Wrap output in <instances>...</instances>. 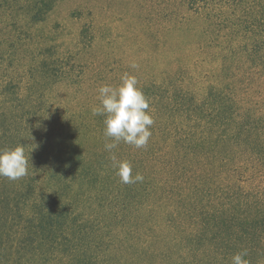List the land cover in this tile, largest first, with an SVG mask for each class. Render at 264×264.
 <instances>
[{"label": "trees", "instance_id": "obj_1", "mask_svg": "<svg viewBox=\"0 0 264 264\" xmlns=\"http://www.w3.org/2000/svg\"><path fill=\"white\" fill-rule=\"evenodd\" d=\"M59 1L0 0V149L23 143L29 159L0 178V264H231L243 250L264 264V0H178V45L211 55L178 49L171 72L138 81L152 136L114 150L134 184L104 150V117L50 103L64 57L33 29Z\"/></svg>", "mask_w": 264, "mask_h": 264}, {"label": "rangeland", "instance_id": "obj_2", "mask_svg": "<svg viewBox=\"0 0 264 264\" xmlns=\"http://www.w3.org/2000/svg\"><path fill=\"white\" fill-rule=\"evenodd\" d=\"M177 10L178 0L59 1L45 22L33 29L35 43L64 57L67 78L44 84L51 86L50 103L61 105L63 114L74 117L76 123L86 122L99 105L97 89L103 84L119 85L124 73L138 81L161 78L174 69L178 49L183 59L195 55L209 59L211 49L200 51L195 45L187 54L178 45ZM191 23L192 31L185 38L197 44L201 39L195 30L198 24ZM158 216L159 210L151 221Z\"/></svg>", "mask_w": 264, "mask_h": 264}, {"label": "clouds", "instance_id": "obj_3", "mask_svg": "<svg viewBox=\"0 0 264 264\" xmlns=\"http://www.w3.org/2000/svg\"><path fill=\"white\" fill-rule=\"evenodd\" d=\"M132 68L138 65L132 64ZM99 105L92 108L93 116H102L106 138L104 150L110 154L112 166L123 184L143 182L140 173L133 175L132 165L120 161L114 153L121 143L135 149L148 146L154 125L149 108V102L134 75L124 73L117 86L103 84L98 89ZM29 159L25 155L23 143L14 148L0 149V178L17 181L28 174ZM247 250L237 252L231 258V264H249Z\"/></svg>", "mask_w": 264, "mask_h": 264}]
</instances>
